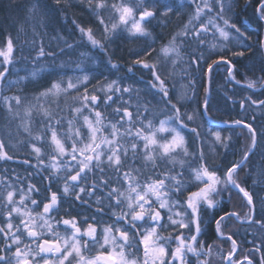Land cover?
Segmentation results:
<instances>
[{
    "label": "snow or ice",
    "instance_id": "1",
    "mask_svg": "<svg viewBox=\"0 0 264 264\" xmlns=\"http://www.w3.org/2000/svg\"><path fill=\"white\" fill-rule=\"evenodd\" d=\"M53 2L52 11L63 13L66 20L69 10L77 6L72 0ZM185 4L192 9L187 19L167 36L154 35L155 28L167 27L173 15L180 17ZM78 6L87 12L89 21L71 19L73 35L78 33L81 43L86 41L107 58L105 62L87 57L96 63L95 68L83 67V52L77 60L57 63L59 56L67 54L65 49L76 51L81 43L58 36L64 40L59 52L46 50L42 38L37 45V27L52 18L46 0H28L15 9L11 0H0L5 19L16 25L17 39L25 25L32 24L29 51L36 52L32 63L52 61L47 68L34 67L20 76L17 65L27 57L5 31L0 42V111L8 123L0 129V160L19 159L8 151L19 145L25 150L22 163L33 171L21 176L13 170L14 179L0 174V264H211L212 245L202 240L209 220L221 237L232 219L241 226L254 224L264 230V195L249 191L246 184L251 179L254 189L264 191V151L258 164L252 159L258 148L264 149V132L258 134L251 123L236 119L232 124L247 130L249 142L239 159L210 166L200 125L189 126L195 114L184 110L187 93H178L175 84L170 86L179 75L187 81L182 88H191L195 94V74L207 77L210 85L221 64L226 65V80L240 83L236 66L222 54L221 45L209 43V33L224 41H238L241 50L229 49L233 57L246 52L255 56L256 49L264 53V39L258 37L255 45L244 43L251 37L229 15L234 0H78ZM20 11L23 18L14 14ZM255 12L264 21V0H259ZM98 31L101 38H97ZM125 32L151 41L133 54L128 68L148 70V91L143 95L135 84L123 83L124 77L101 82L93 75L100 72L103 76L101 67L119 70L109 45ZM158 40L159 49L154 47ZM69 64L79 74L69 76ZM261 64L264 73V60ZM46 71L49 82L45 85L41 76ZM94 79L99 86L90 91ZM29 84L39 85L31 99L21 94ZM257 85L258 80L246 81L248 89ZM259 86L264 88V75ZM12 89L17 92L5 94ZM204 95L202 115L210 106L209 87L204 88ZM68 96L73 99L65 112L60 100ZM246 99L264 109V100ZM240 107L244 108V101ZM108 108L112 111L106 114ZM209 132L213 145L228 148L231 136L222 137L211 126ZM13 140L15 144L10 145ZM197 141L201 146H195ZM37 178L39 183L34 182ZM234 191L243 196V213L221 208ZM227 239L231 251L222 257L226 264H255L248 255L234 260L237 242L231 234ZM262 248L264 243L255 251L261 253ZM260 264H264V253Z\"/></svg>",
    "mask_w": 264,
    "mask_h": 264
},
{
    "label": "trees",
    "instance_id": "2",
    "mask_svg": "<svg viewBox=\"0 0 264 264\" xmlns=\"http://www.w3.org/2000/svg\"><path fill=\"white\" fill-rule=\"evenodd\" d=\"M5 3L8 0H4ZM13 3V7L22 8L28 0H11ZM259 0H252V3L249 5L246 3V0H234V7L229 15L232 19L237 22V25L242 28V30L246 31V34L251 37L249 41H245L244 43H252L255 45L257 38L264 39V21H260L258 18L255 8L258 4ZM48 4L47 11L51 14V19L45 20L44 27H37V32L39 33L36 38L37 45L40 42V38L43 39L46 50H51L55 52H59L60 48L64 47V40L58 39V36H62L64 39H67L70 43H81L79 39V34L74 33V26L71 24V19H76L80 23L87 24L89 21V16L87 12L81 9L78 6V0H72L76 7H73L67 13L69 19H65L63 13H55L52 11L55 8L53 0H46ZM182 15L177 17L173 15L167 25V27H156L154 30V35H163L167 36L168 33L174 31L178 25L182 24L186 19L188 14L191 13L192 9L185 4L183 8L180 9ZM21 18H23L24 13L22 11L18 13ZM5 12L0 9V42L3 41L5 31L10 32L18 45V47L24 48V55L27 57L25 60H20L17 68L20 69L19 75L24 76L28 72L32 71L33 68H39L44 66L47 68L51 64V58H46L38 62L37 64L32 63V57L36 55L35 51H29L32 47L31 41L33 40L32 35V24L27 23L25 25V32L19 34V38L17 39V28L16 25L5 19ZM37 23H39L37 21ZM153 24H156L153 21ZM97 38H101V34L97 32ZM209 43H217L224 48L223 55L226 58L231 59L232 63L236 66L237 74L236 80L240 81L237 84L235 81L226 80V65L221 64L220 68L213 74L212 81L210 84V106L208 109V116L211 120L218 123H232L236 119H241L245 123H251L253 127L257 130V133L264 132V109H261L255 105H252L250 101L246 98L251 97L254 100H264V88L259 86V78L264 75V73L260 72V68L262 66L261 61L264 60V53H261L258 49H256V55L253 56L250 53H245L243 57H233L231 55V51H239L241 50L239 47V42L230 39L229 41H224L222 38L213 37L211 33L208 34L207 37ZM27 41L28 43H25ZM148 43H151L150 40L145 39H136L134 37H129L128 33L125 32L123 34V38L116 40L113 44L109 45V52L113 55V62L119 65V70H111L108 68L101 67L100 71L103 73V76L100 75V72L93 73L97 79L101 80V82H105V78L107 80L117 79L118 77H124L123 83L125 84H135L136 87L142 90V95L147 93V81L150 79V74L147 69H142L140 66L132 67V71H128V68L132 66V60L134 59V53L146 47ZM161 41H157L154 47L159 49ZM229 49L231 51H229ZM66 55L59 56L57 59V63L61 60L68 62L69 60H77L79 57V53L83 52L86 54V59L84 61L83 67L85 68H95L97 67L96 63L89 62L87 57H94L96 60L104 59L105 62L107 60L106 57L103 56L98 49H93L90 44L86 41L81 43V46L76 51H71L65 49ZM205 56L207 57L209 52L207 48L203 49ZM20 54L17 53V58L19 59ZM153 59L156 58V53H153ZM213 58H216V54H213ZM75 66L73 64H69L66 68V71L69 76L79 74V70L74 71ZM167 71V67L165 68ZM196 86H195V94L191 88L183 87L182 85H186L187 81L182 80L179 75L175 77L173 81L170 82V86L175 84V89L178 93L186 92L188 99L185 101L186 110L189 113L195 114V120L189 123L190 127H196L200 125L199 131L201 133V140L203 141V148L205 155L207 157L208 163L210 166L217 165L223 166L225 159L228 161H232L234 159H239L242 154L243 147L245 143V132L246 129L243 126H218L211 124L205 117L202 115L203 112V101L205 98L204 88L207 87V77L203 79L200 78V73L196 74ZM14 78V77H10ZM248 79L258 80V85L256 89H248L246 87V81ZM41 81L43 84H47L48 73L44 72L41 76ZM98 87L96 80H92L89 84V90L93 87ZM39 90V85L29 84L22 95H27L29 99L32 98V93ZM17 92V89H12L10 92L6 91L5 94L11 95ZM226 97H231L230 100H227ZM127 98V97H125ZM148 99H151V96H147ZM72 97H63L60 100V106L65 109L67 112L68 105L72 104ZM241 101H244V108L240 107ZM55 108V105H52ZM112 109L108 108L106 110V114L111 113ZM253 117L255 119L253 120ZM163 118V117H160ZM7 120L4 117V113L0 111V129H3L7 125ZM209 126H211V131H219L221 132L222 137L231 136V142L227 149L221 147L220 145H214L217 149V155L212 156L209 153V148H213V144L211 139L213 136L209 132ZM13 131H15L13 126ZM15 144V140L10 141V145ZM195 146H201L200 141L196 142ZM9 154L19 157V159H14L12 161H2L0 160V174H6L9 177L14 179V172L19 173L21 176L26 175L27 172L33 171V169L29 168L27 164H23L22 160L25 157V150H23L19 145L15 147L8 148ZM264 149L258 148L256 151L255 157H253V162L258 164L261 159V152ZM236 154L235 156L233 154ZM5 170L7 172L5 173ZM14 170V172H13ZM241 178L244 177L245 173L241 172ZM36 183H39V179L37 178ZM249 191H257L260 194L264 195V191H261L259 188H253V181L248 179L246 181ZM233 197V196H232ZM235 199L231 200L225 199L221 204V208L231 212L233 211L232 206L234 205ZM86 207V206H85ZM77 210H81L79 207ZM91 215V213H88ZM222 214V213H221ZM259 209H257V216H259ZM107 219V217H105ZM234 224L231 225V235H233V239L236 240L240 247L241 256L248 255L255 262V264H260L261 254L264 253V248L261 249V253H257L255 248L259 246L261 243H264V230H260L257 225H247L244 224L241 226L239 222L235 219L233 220ZM232 223V222H231ZM207 232L209 233L208 242L214 243L218 240L219 236L215 231L214 222H210L208 226ZM206 233V230H205ZM205 236V235H203ZM227 242V241H225Z\"/></svg>",
    "mask_w": 264,
    "mask_h": 264
},
{
    "label": "rangeland",
    "instance_id": "3",
    "mask_svg": "<svg viewBox=\"0 0 264 264\" xmlns=\"http://www.w3.org/2000/svg\"><path fill=\"white\" fill-rule=\"evenodd\" d=\"M245 135H243L245 137V143L249 142L248 140V133L246 131ZM214 140L211 139V142ZM213 148H209V153L212 156L217 155L216 151L217 149L215 148V146H212ZM235 199V201L233 202L234 205L232 206L233 211H237V212H241L243 213L244 211H246V209H244L243 205H244V199L242 194H236V192H233V197ZM234 219L232 220H228L227 223V227H224L223 231L225 233V235L223 237H219L218 240H216L213 245H212V256H211V264H226V261L222 260V257L225 256L228 252L231 251V241H229L227 239V235L231 234V225L234 224L233 222ZM232 222V223H231ZM167 234V233H165ZM227 241V242H225ZM234 259V258H233ZM237 260V259H234Z\"/></svg>",
    "mask_w": 264,
    "mask_h": 264
},
{
    "label": "flooded vegetation",
    "instance_id": "4",
    "mask_svg": "<svg viewBox=\"0 0 264 264\" xmlns=\"http://www.w3.org/2000/svg\"><path fill=\"white\" fill-rule=\"evenodd\" d=\"M210 222H211V220H209L208 223H207L206 226H205V230H206V234H205V236H202V240H203L207 245H213L211 242H210V243L208 242L209 233L207 232V230L209 229L208 226H209ZM218 236H219V235H218ZM237 246H238V248H237V251H236L235 255L233 256V258H234V259H237V260H240V259H242L244 256H243V257L241 256V253H242V252L240 251V247H239L238 243H237Z\"/></svg>",
    "mask_w": 264,
    "mask_h": 264
},
{
    "label": "water",
    "instance_id": "5",
    "mask_svg": "<svg viewBox=\"0 0 264 264\" xmlns=\"http://www.w3.org/2000/svg\"><path fill=\"white\" fill-rule=\"evenodd\" d=\"M207 87H209L210 89V85L208 83V80H207ZM206 119L211 123V124H214V125H218V126H235L233 125L232 123H218V122H215L213 120L210 119V117L208 116V113L207 114H204ZM242 126V125H241Z\"/></svg>",
    "mask_w": 264,
    "mask_h": 264
}]
</instances>
